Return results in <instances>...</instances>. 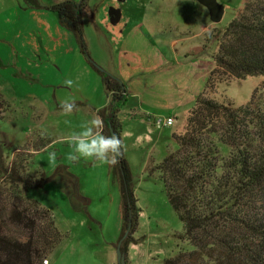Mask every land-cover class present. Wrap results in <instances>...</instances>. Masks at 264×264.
Here are the masks:
<instances>
[{
  "label": "rangeland",
  "instance_id": "rangeland-1",
  "mask_svg": "<svg viewBox=\"0 0 264 264\" xmlns=\"http://www.w3.org/2000/svg\"><path fill=\"white\" fill-rule=\"evenodd\" d=\"M51 1L41 0L42 3ZM218 2L222 5L219 17H214L200 0L87 1L89 7L83 25L94 55L103 51L99 23L109 32L116 51L122 49L125 60L139 64V68L127 73V79L134 81L127 85L128 102L119 113L123 124L122 139L127 145L125 156L130 163L141 208L139 227L134 233L138 241L129 245L127 264H162L179 248L192 247L189 241L178 236L183 232V224L170 203L159 172H152L151 168L161 162L169 150L178 147L173 133L183 131L189 111L215 68L217 44L207 43L206 34L228 25L246 0ZM32 8L24 0H0V27L13 28L12 23H5L7 17L19 20L20 24L24 19L29 20ZM25 32L34 43L41 45L44 33L34 21L25 27ZM7 39L0 29V48L5 47L1 41ZM204 45L202 51H195ZM66 55L63 62L59 57L58 66L53 63L51 67L49 63L45 68L49 61L37 57L36 62L13 51L7 65L0 66V83L3 82L0 90L12 106L7 117L0 118V155L11 160L18 148L26 146L29 138L33 142L47 143L45 149L29 158L27 170L31 174L45 173L50 179L43 188H31L27 194L51 210L56 225L65 234L48 255L50 264H119L118 245L124 223L120 185L111 167L91 160L72 163L66 159L72 150L67 142L70 134L81 130L83 123L97 115L94 108L80 102L90 96L87 90L73 83L62 92V85L58 83L73 80L77 70L73 54ZM30 61L33 65H29ZM149 71L166 84L163 98L178 105L175 111L160 105L163 107L159 116H177L173 125L157 126L148 114H144L146 111L134 108L137 104L131 96L134 91H142L136 81L138 74L142 73L147 79ZM254 92L264 109V77L261 75L221 82L212 95L219 101L226 99L240 106L247 104ZM68 98L75 99L79 110L65 116L60 103ZM53 151L57 156L55 164L48 159Z\"/></svg>",
  "mask_w": 264,
  "mask_h": 264
},
{
  "label": "trees",
  "instance_id": "trees-1",
  "mask_svg": "<svg viewBox=\"0 0 264 264\" xmlns=\"http://www.w3.org/2000/svg\"><path fill=\"white\" fill-rule=\"evenodd\" d=\"M24 1L33 8L51 9L60 25L74 34L110 98L97 111L105 122L104 134L112 135L113 127L121 137L119 113L127 101V86L91 55L83 25L88 0H63L50 6L41 0ZM206 42L217 44L215 68L183 131L173 133L178 147L151 168L159 172L183 224L178 236L192 245L179 248L162 264H264V109L256 100L257 90L240 106L212 95L221 82L264 77V0H246L228 25L206 34ZM10 111L12 106L0 91V118ZM46 144L29 138L11 160L0 155V264H43L65 235L51 210L27 194L50 179L27 170L29 158ZM111 171L120 185L121 249L128 262L129 245L138 241L134 233L141 208L125 154Z\"/></svg>",
  "mask_w": 264,
  "mask_h": 264
},
{
  "label": "crops",
  "instance_id": "crops-1",
  "mask_svg": "<svg viewBox=\"0 0 264 264\" xmlns=\"http://www.w3.org/2000/svg\"><path fill=\"white\" fill-rule=\"evenodd\" d=\"M60 1L63 0H53L51 3L45 2L43 4L50 6ZM88 7L89 6L87 5L84 8L83 17ZM30 14L32 15V18H29V20L24 19L21 24L19 23V20H11L7 17L5 23H12V29L7 26H4L3 28L0 27V29H2L8 36L7 40L1 41L5 43V47L0 48V66L7 65V59L10 61V54L13 53V51H15L18 56H21L22 54L24 56H29L30 58L35 59L36 62L37 57H40V60L45 59L47 62L49 61L46 63L45 68L49 67V63H51V67H53V63L58 66L59 57H62L61 62H63L65 58L68 57L66 54L71 53L73 54V58L77 65V70L72 76L73 82L80 88L87 90L90 94L88 98L80 101L81 104L91 106L96 111L97 109H100L99 107H105L110 98L105 90L101 76L92 68L88 59H86V56L81 52L74 34L60 25L58 15L51 9L32 8ZM31 21H34L37 27L44 33L41 45L34 43L31 37L26 35L25 27L28 26ZM97 26L99 32L103 35V51L100 53L102 54L101 57H99L100 54L94 55L95 51L89 45L90 52L92 51L91 55L94 56L92 57L95 58L94 60H96L108 72L119 78L126 86L128 84L130 85L134 80L127 79L129 76L127 73H129L132 68H139V64L134 63L131 59L129 61L125 60L122 55V49H120L121 52L116 51V44L111 40L110 34L106 31V28H104L102 24L99 25V23H97ZM140 27L142 29V25H140ZM119 47L121 48L122 46ZM22 50L23 52H21ZM29 65H33V62L30 61ZM60 68L62 72L64 68L63 64ZM17 71L21 73L20 68H18ZM150 72L151 71H149L150 77L147 79L139 72L136 81L139 82L142 91H134L131 97H135L134 104H137L134 108L139 107V110H143V112L146 111L147 113L144 114H148L147 117L153 119L154 123V118L160 115L159 112L163 107L160 105L167 106L169 110L173 111L178 108V105L176 106L174 105L175 103L168 102L163 98L162 94H165L164 85L166 87V84L159 82ZM58 84L62 85V92H65L66 86L64 83ZM2 86L3 82L0 83V89H2ZM97 115L99 114L97 113ZM175 118L177 119V116H175ZM122 136L123 131L121 138ZM48 264H50V261Z\"/></svg>",
  "mask_w": 264,
  "mask_h": 264
},
{
  "label": "clouds",
  "instance_id": "clouds-1",
  "mask_svg": "<svg viewBox=\"0 0 264 264\" xmlns=\"http://www.w3.org/2000/svg\"><path fill=\"white\" fill-rule=\"evenodd\" d=\"M64 85L71 88L73 80H64ZM62 114L67 116L78 111V106L73 98H68L60 103ZM99 111V109L97 110ZM171 121L169 120V124ZM79 131L70 134L67 142L71 151L67 153L66 159L72 163H78L81 159L91 160L93 163L115 167L123 158L127 145L124 140L115 135H105V122L99 115L94 116L80 126ZM49 163L55 164L57 156L53 151L49 153Z\"/></svg>",
  "mask_w": 264,
  "mask_h": 264
},
{
  "label": "water",
  "instance_id": "water-1",
  "mask_svg": "<svg viewBox=\"0 0 264 264\" xmlns=\"http://www.w3.org/2000/svg\"><path fill=\"white\" fill-rule=\"evenodd\" d=\"M202 3L207 5L213 13L214 17H219L222 12V5L218 2V0H200ZM111 134H116L115 129L110 127ZM118 261L119 264H127L125 253L121 249V242L118 245Z\"/></svg>",
  "mask_w": 264,
  "mask_h": 264
},
{
  "label": "built area",
  "instance_id": "built-area-1",
  "mask_svg": "<svg viewBox=\"0 0 264 264\" xmlns=\"http://www.w3.org/2000/svg\"><path fill=\"white\" fill-rule=\"evenodd\" d=\"M169 120L171 121V123L169 124ZM176 118L173 116H168V117H162V116H156L154 118V124L157 126H170L173 125L175 122ZM49 260L45 259L43 261L44 264H48Z\"/></svg>",
  "mask_w": 264,
  "mask_h": 264
}]
</instances>
